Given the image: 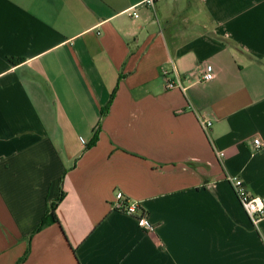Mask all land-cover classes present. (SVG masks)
I'll list each match as a JSON object with an SVG mask.
<instances>
[{"label":"crops","instance_id":"1","mask_svg":"<svg viewBox=\"0 0 264 264\" xmlns=\"http://www.w3.org/2000/svg\"><path fill=\"white\" fill-rule=\"evenodd\" d=\"M229 176L264 195V0H0V264H264Z\"/></svg>","mask_w":264,"mask_h":264},{"label":"built area","instance_id":"2","mask_svg":"<svg viewBox=\"0 0 264 264\" xmlns=\"http://www.w3.org/2000/svg\"><path fill=\"white\" fill-rule=\"evenodd\" d=\"M156 1L157 0H145V3L153 6ZM134 14L138 16L136 12H134ZM164 73L165 77H167V88L169 89L179 88L185 90L187 88V81L190 82V76L176 74L175 77L168 78L170 71H165ZM215 77L216 72L214 67L209 63L206 65L202 76L197 82H209ZM202 124L205 129H208L212 125V122L209 120H203ZM254 144L257 149H260L263 146L260 137H256L254 139ZM224 155V152H220V156ZM228 180L232 184L237 198L252 223L256 226L259 225V223L264 219V195H255L251 193L241 177L229 176ZM114 208L129 215H139V225L147 229L151 228L147 219V213L143 211L142 214H138L139 211L142 210L140 202L127 197L122 191H116L115 193Z\"/></svg>","mask_w":264,"mask_h":264},{"label":"trees","instance_id":"3","mask_svg":"<svg viewBox=\"0 0 264 264\" xmlns=\"http://www.w3.org/2000/svg\"><path fill=\"white\" fill-rule=\"evenodd\" d=\"M115 92L114 91L112 93V96H111V99L109 101V103L106 105V107L103 108L102 110V114L105 115L108 113L109 111V108L111 106V103L115 97ZM100 129V128H99ZM99 129L96 130L95 132V135L93 136L92 140L88 143L87 147L90 148L92 146H94L98 139H99ZM64 197V192L61 194V196L57 199V200H54L52 201L51 203L48 204V211H47V214L43 217L41 223L39 224V226L33 231V233L35 232H38L40 231L41 229L45 228L46 226L50 225V224H53V223H59V218L57 216V213H56V210H57V207L60 203V201L63 199ZM31 239V238H30ZM29 250H27L25 256L23 258H21L17 264H20L22 261H24L26 259V257L28 256L29 254Z\"/></svg>","mask_w":264,"mask_h":264}]
</instances>
